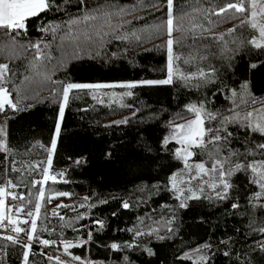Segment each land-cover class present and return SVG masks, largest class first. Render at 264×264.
<instances>
[{
  "label": "snow or ice",
  "instance_id": "1",
  "mask_svg": "<svg viewBox=\"0 0 264 264\" xmlns=\"http://www.w3.org/2000/svg\"><path fill=\"white\" fill-rule=\"evenodd\" d=\"M69 5L71 0H0V57L4 59L0 63V115L5 116V120L0 121V264H6L5 257L9 255L10 248L21 249V264H30V256L35 255L32 251L35 244L43 247L56 244V241L43 239L39 235V231L55 232L56 229L47 226L39 228L38 222L49 216L59 217L64 221L59 212L61 208L72 207L76 211V206L66 204H57L50 213L42 212V208L58 197L71 195L68 192L51 193L48 186L50 183L68 182L65 171L54 170L53 158L61 136L65 111L72 99L80 98L79 93L91 94L93 100L104 104V99L98 93L105 89H124L119 96L112 93L113 100L120 101L125 97H132L134 89L145 86L180 83L199 90L209 84H216L218 69L203 63L210 57L218 58L227 67H231L234 53L240 46H250L258 57L264 56V0H223L215 6L211 0H193L188 7L179 9L176 0H151L150 4L139 0V3L130 7L121 4L119 0H76L75 15L68 11ZM147 7L162 11L163 18L139 29L127 27L132 21L126 17L134 16L136 11ZM51 13L59 14V18L54 16L47 19V14ZM213 16L217 18L216 21L212 20ZM134 19L146 20V17L134 16ZM200 19L208 26L198 23ZM234 19L240 20V23L229 28L227 33L213 32L216 23ZM237 29L245 30L248 35L242 31L232 41L237 47L230 48L225 42V35L236 33ZM206 32L210 35H205ZM154 38L163 40L161 44L154 45L163 50L166 56L162 69L165 75L162 79L80 83L60 79L56 75L69 63L85 56L100 57L105 45L113 39L142 46ZM127 51L125 48L124 52ZM111 56L115 57L117 53L112 52ZM261 64L264 61L250 63L249 67L256 69ZM20 67H23V73L19 71ZM44 90L49 93L46 98L48 102L54 103L57 108L54 130L48 145L38 144L46 155L42 159L33 157L25 164L14 158L20 153V149L9 142L7 114L9 111L17 113L24 110L21 104L29 98L39 102ZM229 91L233 107L227 109L228 115L210 109L207 99H199L184 105L183 111L176 113L168 121V134L162 138V147L168 149L181 167L169 175L166 187L180 208L188 207V201L191 200H228L234 187L233 177L246 174L248 185L256 189L250 194L249 204L254 210H264V107L256 108L255 99H246L250 95L246 81L240 85L239 92L235 88ZM216 94L213 92L212 96ZM34 106L31 103L25 104V108ZM121 107L131 105L121 103ZM81 110L87 111V108ZM138 111L139 109L133 111L131 117L112 121V125L127 124ZM150 115L159 119L154 113ZM230 124L238 127L242 125L244 128V142L240 145L243 151L232 146L234 132L229 131L227 126ZM109 126L111 125L105 127ZM249 135H252L251 140L248 139ZM28 151L29 147H25L24 152ZM105 155L110 156L111 153ZM84 162L83 159L73 161L76 165ZM17 164L20 166L17 167ZM18 189L22 190L17 191ZM88 200L89 197L84 198V201ZM78 207L83 208L85 204L82 202ZM122 207L128 209L130 204L125 201ZM230 207L236 209L239 204L232 203ZM83 219L84 216L80 213L73 218L76 222ZM174 219L175 217L167 222L169 233L173 231L170 225ZM73 220L62 223L59 227L61 230L69 227L78 231ZM93 223L99 229L104 228L103 220L97 219ZM255 224L253 219L250 226ZM252 230L264 235V227H253ZM158 232L159 229H150L148 232L136 230L134 238ZM92 235L89 231L86 240L79 239L76 242L60 240L63 252L70 260L48 255L46 252L39 254L46 257L47 261L54 260L55 264H71L72 261L76 264H93V261L73 255L70 251L84 247L92 240ZM158 238L163 240L166 237ZM109 247L121 251L133 248L134 244L111 243ZM203 247L211 253L210 244ZM258 250L264 252V241L258 242ZM146 251L149 255H154L151 249ZM223 254L230 255L228 251ZM124 259L127 260V257ZM180 259L192 261L193 264H210L209 255L201 248H197L195 253L185 252Z\"/></svg>",
  "mask_w": 264,
  "mask_h": 264
},
{
  "label": "trees",
  "instance_id": "2",
  "mask_svg": "<svg viewBox=\"0 0 264 264\" xmlns=\"http://www.w3.org/2000/svg\"><path fill=\"white\" fill-rule=\"evenodd\" d=\"M119 2L130 7L139 3V0ZM192 2L193 0H176V5L178 9L186 8ZM222 2L223 0H211L213 6ZM75 3L76 0H71V5L67 6L73 15L76 14ZM144 3L150 4L151 0H144ZM54 16L59 18V14L51 13L47 14V19ZM134 16H143L146 20H136ZM134 16L126 17L132 21L127 27L139 29L157 23L163 18V12L147 7L136 11ZM212 20L216 21L217 18L213 16ZM197 22L208 26L203 19ZM239 23L238 19L216 23L213 32L227 33L229 28ZM242 31L248 35L242 29H237L232 35H225V42L230 48L237 47L232 41ZM204 34L210 35L207 32ZM162 42L161 38H154L141 46L113 39L105 45L100 57L85 56L69 63L56 75L60 79L80 83L162 79L165 75L162 69L166 56L163 50L154 47ZM125 48L128 49L127 52H124ZM112 52H116L117 56H111ZM258 61H264V56L258 57L250 46H240L234 53L231 67L215 57L203 62L215 66L218 76L216 84H209L199 90L194 86L185 87L175 83L138 87L133 90L132 97H125L123 101L113 100L112 93L119 96L124 89L100 90L98 94L104 99V104L93 100L91 94L79 93L80 98L72 99L65 111L61 136L53 158L54 170L65 171L68 182L50 183L48 186L51 193L68 192L71 195L58 197L45 204L42 212L50 213L57 204L76 206V211L72 207L61 208L59 212L64 221L59 217L49 216L38 222L39 228L47 226L56 229L55 232L39 231L41 238L54 240L56 244L51 247L35 244L32 249L35 255L30 256V264H55L54 260L47 261L40 252L70 260L64 254L60 240H86L89 231L93 234L92 240L84 247L70 251L73 255L93 261V264H193L192 261L180 257L185 252L195 253L197 248L209 255L210 264H264V252L258 250V242L264 241V235L252 230L253 227H264V210H254L249 204L250 194L256 189L248 185L247 175L237 174L233 177L234 187L228 200H191L188 201V207L180 208L173 194L167 190L166 184L169 175L181 165L173 159L167 148L162 147V138L168 134V121L176 113L182 112L184 105L189 102L207 99L210 109L228 115L227 109L233 107L229 89L235 88L239 92L240 85L246 81L250 93L246 99H255L256 108L264 107V64L256 69L249 67L250 63ZM3 62L4 59L0 57V63ZM19 71L23 73V67ZM213 92L217 94L212 96ZM48 96V91L44 90L40 94L39 102L29 98L21 104L24 110L17 113L9 111L7 114L9 142L20 149V153L14 157L17 161L27 164L33 157L42 159L46 155L38 144L48 145L57 118L56 105L48 102ZM29 103L35 106L25 108V104ZM121 103L131 107H121ZM84 108L87 111L81 110ZM137 109V115L127 124L112 125V121L131 117L132 112ZM153 113L159 119L150 115ZM4 120L5 116L0 115V121ZM106 125L111 126L105 127ZM227 127L234 132L232 146L240 149L244 142L243 126L230 124ZM248 139L251 140L252 135ZM25 147H29L26 153ZM109 152L111 155L106 156ZM77 159L85 162L76 165L73 161ZM12 175L15 176V173ZM85 197H89V200L84 201ZM104 200L107 203H101ZM125 201L130 204L128 209L122 207ZM82 202L85 207H78ZM232 203H238L239 207L231 208ZM77 213L83 214L84 219L74 221ZM173 217L175 219L170 225L173 231L169 233L167 222ZM97 219L103 220V229L93 223ZM253 219L256 224L250 226ZM69 220H73L78 231L69 227L61 230L59 225ZM81 225L84 227H80ZM150 229H159V232L134 238L136 230L148 232ZM159 236L166 238L161 240ZM124 242H132L134 247L121 251L109 247L111 243ZM205 244L211 245V253L203 247ZM146 249H151L154 255H149ZM21 251L19 248H10L9 255L5 257L6 264H21ZM55 251H61L63 255H58ZM225 251L230 255L225 256ZM71 264L76 262L72 261Z\"/></svg>",
  "mask_w": 264,
  "mask_h": 264
},
{
  "label": "rangeland",
  "instance_id": "3",
  "mask_svg": "<svg viewBox=\"0 0 264 264\" xmlns=\"http://www.w3.org/2000/svg\"><path fill=\"white\" fill-rule=\"evenodd\" d=\"M182 122V121H181ZM56 205H54L52 208L54 209ZM22 239L24 238L23 236L21 237ZM74 242V241H73ZM58 255H63V253L60 251H55ZM70 258V257H69Z\"/></svg>",
  "mask_w": 264,
  "mask_h": 264
}]
</instances>
